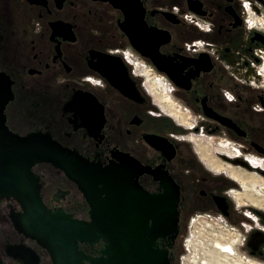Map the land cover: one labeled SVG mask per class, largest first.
Returning a JSON list of instances; mask_svg holds the SVG:
<instances>
[{
	"label": "flooded vegetation",
	"instance_id": "1",
	"mask_svg": "<svg viewBox=\"0 0 264 264\" xmlns=\"http://www.w3.org/2000/svg\"><path fill=\"white\" fill-rule=\"evenodd\" d=\"M0 72L11 81L12 132L47 134L103 167L130 158L151 194L175 182L179 236L157 241L173 264L186 221L204 214L237 228L238 250L263 264L264 0H0ZM229 168L262 179L251 198ZM32 171L47 212L90 221L62 169ZM24 212L0 198V264H53L17 228ZM103 246L78 241L93 257Z\"/></svg>",
	"mask_w": 264,
	"mask_h": 264
},
{
	"label": "water",
	"instance_id": "2",
	"mask_svg": "<svg viewBox=\"0 0 264 264\" xmlns=\"http://www.w3.org/2000/svg\"><path fill=\"white\" fill-rule=\"evenodd\" d=\"M12 97L11 81L0 72V198L13 197L24 208L14 218L19 231L45 247L53 264H173L169 249L157 241L166 239L170 247L179 236L180 190L175 182L167 180L162 193L151 194L138 185L139 165L130 158L121 166L103 167L47 134L12 132L5 114ZM37 163L62 169L78 184L91 208L89 222L47 212L32 171ZM217 203L225 212V199ZM100 240L104 246L98 256L79 250L78 241Z\"/></svg>",
	"mask_w": 264,
	"mask_h": 264
},
{
	"label": "built area",
	"instance_id": "3",
	"mask_svg": "<svg viewBox=\"0 0 264 264\" xmlns=\"http://www.w3.org/2000/svg\"><path fill=\"white\" fill-rule=\"evenodd\" d=\"M222 223L223 230L218 233H225L229 244H233L234 254L229 255V260L226 262L241 263V264H256L246 254L241 253L236 244L238 245L240 239V231L234 226L228 224L221 216L212 214H204L201 216H194L190 219L188 224V233L183 241V252L178 258L179 264H210L204 250L203 241L205 234H209L215 230L217 224ZM243 227L248 231L251 226L243 224ZM263 229V226H260ZM202 229V230H200ZM216 234V233H213ZM200 237V238H199ZM237 239V242H234ZM224 263V261H223Z\"/></svg>",
	"mask_w": 264,
	"mask_h": 264
},
{
	"label": "bare ground",
	"instance_id": "4",
	"mask_svg": "<svg viewBox=\"0 0 264 264\" xmlns=\"http://www.w3.org/2000/svg\"><path fill=\"white\" fill-rule=\"evenodd\" d=\"M219 167H223V165L219 164ZM229 171L241 182L242 186L244 187L245 192L243 193V195H245L248 198H251L250 193L253 191V188L255 187L256 184L262 182V179L252 174L250 175V174L237 172L231 168H229ZM253 201L258 202L257 199H253ZM234 242H237V239H234L232 243ZM232 246L233 244H229L226 240L223 239V235H221L220 238H217L216 235H214L213 238H209L208 240H206V243L204 245V250L210 264H223V261L224 262L228 261L230 259L229 255L231 256L234 254V249ZM232 264H241V263H232Z\"/></svg>",
	"mask_w": 264,
	"mask_h": 264
},
{
	"label": "rangeland",
	"instance_id": "5",
	"mask_svg": "<svg viewBox=\"0 0 264 264\" xmlns=\"http://www.w3.org/2000/svg\"><path fill=\"white\" fill-rule=\"evenodd\" d=\"M258 172V171H257ZM190 221V220H189ZM189 221H188V224H189ZM219 229L220 230H223L224 228L222 227V223H218L217 225H216V227H215V230H213V231H211L209 234H205V238H204V241H203V243H204V245H205V243H206V240H208L209 238H213L214 237V235H216V237L217 238H220L221 237V235H223V239L224 240H226L227 241V236H226V234L225 233H218V231H219ZM200 230H202V229H200ZM187 233H188V228H187ZM187 233H186V235H187ZM213 233H216V234H213ZM209 237V238H208ZM200 238V237H199ZM228 242V241H227ZM229 243V242H228ZM235 246H237V244L235 245ZM233 247V246H232ZM234 249V248H233ZM224 263H226V262H224ZM232 263V262H231ZM259 263H261V262H258L257 264H259ZM263 264H264V262H263Z\"/></svg>",
	"mask_w": 264,
	"mask_h": 264
},
{
	"label": "trees",
	"instance_id": "6",
	"mask_svg": "<svg viewBox=\"0 0 264 264\" xmlns=\"http://www.w3.org/2000/svg\"><path fill=\"white\" fill-rule=\"evenodd\" d=\"M186 223H188V221H186ZM184 236H186V234H184ZM183 236V238H184ZM183 252V247L182 245L179 246V248L177 249L176 253H175V256H176V260L178 261V258L180 256V254ZM171 258H172V255H171Z\"/></svg>",
	"mask_w": 264,
	"mask_h": 264
}]
</instances>
